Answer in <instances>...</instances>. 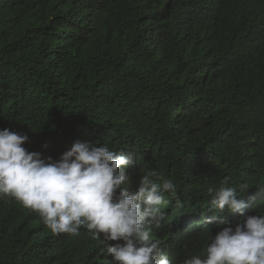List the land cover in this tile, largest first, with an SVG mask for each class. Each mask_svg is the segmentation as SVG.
I'll list each match as a JSON object with an SVG mask.
<instances>
[{
	"label": "trees",
	"instance_id": "obj_1",
	"mask_svg": "<svg viewBox=\"0 0 264 264\" xmlns=\"http://www.w3.org/2000/svg\"><path fill=\"white\" fill-rule=\"evenodd\" d=\"M176 2L0 0V129L27 134L24 146L29 151L54 159H58V150L70 149L76 141L96 146L105 143L111 150L132 148L139 154L138 168L127 171L132 188L147 173L140 170H155L183 191L187 201L181 200V210H191L203 191V172L192 169L190 163L201 143L218 139L254 149H264V143H252L250 131L220 132L217 124L206 121L190 129L197 142L182 145L169 135V119L185 110L181 120L188 115L198 122V116L226 108L246 109L244 117L250 124L255 115H264V3H257L250 19L241 15L240 2L222 5L219 20L227 11L231 14L221 23L210 63L200 65L199 58L207 56L186 43L180 58L189 71L218 65L234 81L235 92L228 98L202 91V100L187 106L179 93L147 85L143 72L149 63V43L158 39L162 45L169 36L171 40L185 37L189 24L176 19L177 12L173 15ZM94 18L103 22H98V30L93 27L95 22L90 24ZM235 21L240 25L235 26ZM87 40L109 51L104 60L75 58L77 46ZM247 56H255L249 65ZM214 170L220 172L218 167ZM226 175L222 171L220 178ZM256 212L264 214L262 208ZM32 213L12 197L0 198V264H91L88 251L79 255L67 250L63 240L68 237L50 234ZM208 232L182 238L180 246L187 252L180 258L200 255ZM72 240L76 250H82L79 243L93 246L86 232Z\"/></svg>",
	"mask_w": 264,
	"mask_h": 264
},
{
	"label": "clouds",
	"instance_id": "obj_2",
	"mask_svg": "<svg viewBox=\"0 0 264 264\" xmlns=\"http://www.w3.org/2000/svg\"><path fill=\"white\" fill-rule=\"evenodd\" d=\"M229 1L240 2L241 15L249 19L257 3H264L177 0L173 15L177 12L176 19L186 20L188 30L182 39L171 40L169 36L162 45L158 39L148 44L145 83L179 93L187 106L199 103L202 91L232 98L234 81H229L218 65L189 71L180 58L188 43L194 45L195 52L207 56L199 58L200 65L211 62L208 57L221 23L231 14L227 11L219 20L222 5ZM98 22L103 24L97 18L90 24L98 30ZM234 23L238 26L241 20ZM106 52L100 43L87 40L77 46L74 56L104 60ZM254 57L247 56V65ZM245 110H210L198 116V122L188 115L181 120L186 114L181 110L171 115L168 133L178 143L192 145L197 141L190 129L209 121L217 124L220 132L247 130L252 143H264V115H255L250 124ZM28 140L27 134L0 129V198L12 197L31 209L50 234L68 237L63 240L67 250L79 255L88 251L93 257L91 264H264V214L256 212L258 208L264 212V149L227 145L218 139L201 143L200 152L190 158V163L192 169L203 172V191L198 202L189 200L194 203L191 210H181V200H186L183 191L155 170H140L138 173H147L132 188L127 171L139 166V154L132 148L111 150L105 143L96 146L76 141L70 149L58 150V159H54L53 155L29 151L24 146ZM213 156L219 160L214 162ZM222 171L227 174L223 180ZM207 229L201 254L180 258L187 252L180 240ZM82 232L90 236L93 246L79 243L82 250H76L72 239Z\"/></svg>",
	"mask_w": 264,
	"mask_h": 264
}]
</instances>
